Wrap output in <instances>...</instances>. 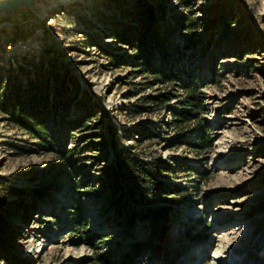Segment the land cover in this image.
I'll list each match as a JSON object with an SVG mask.
<instances>
[{
  "label": "rangeland",
  "instance_id": "1",
  "mask_svg": "<svg viewBox=\"0 0 264 264\" xmlns=\"http://www.w3.org/2000/svg\"><path fill=\"white\" fill-rule=\"evenodd\" d=\"M52 72L67 76L64 104L39 135L0 112V264H98L136 241L140 264H225L218 237L245 224L256 248L237 262L264 264V0H41L1 13L0 96ZM184 83L197 84L199 114ZM199 127L211 147L196 145ZM115 147L149 164L154 184L114 179Z\"/></svg>",
  "mask_w": 264,
  "mask_h": 264
},
{
  "label": "trees",
  "instance_id": "2",
  "mask_svg": "<svg viewBox=\"0 0 264 264\" xmlns=\"http://www.w3.org/2000/svg\"><path fill=\"white\" fill-rule=\"evenodd\" d=\"M21 39H26V36H21ZM156 79H159L160 74H155ZM164 77V76H163ZM170 77V78H169ZM167 79L164 77L162 80L164 83L175 82L174 78L169 76ZM48 82H42V78L37 76L35 79H29L27 85L19 84L14 86L9 92L2 94L0 96V112L5 117V121L8 123L21 127L32 134L39 135V131L43 129L44 122L49 116L46 115V110L57 112V108L64 103L57 94L56 89L59 86V79H62L66 83L67 76H63L60 72L50 73L48 77ZM158 81V80H156ZM80 90V87H78ZM183 89L186 91V101L185 105L188 107L194 115L199 114L204 110V105L202 97L199 95L197 84L194 83H184ZM53 93V94H52ZM63 107V106H62ZM193 116V115H192ZM86 118H78L74 120L76 125L86 124ZM200 128V127H199ZM201 134L197 135L196 141L199 149H205L211 147V137L210 134L206 133L205 127H201ZM116 155V166L113 169L114 179L120 180L122 182L125 179L127 173L135 175L137 179H142L144 183L152 181L155 182L154 177L151 175L149 164H142L140 166L135 165L132 160V155L125 149H118ZM121 153L123 155H121ZM130 167V168H129ZM126 168V169H125ZM141 175V176H139ZM158 183V182H157ZM157 184L154 185L156 187ZM142 216L139 212H135L133 217L138 219ZM162 216V215H161ZM164 217V216H162ZM187 239L197 242L201 241L203 237L200 234L193 231L186 232ZM96 238H89L84 242L85 244L93 247H97L95 244ZM143 244L140 241L133 242L131 244L127 243L124 249L119 253L113 251H106L99 253L97 256L98 264H140V259L142 256Z\"/></svg>",
  "mask_w": 264,
  "mask_h": 264
},
{
  "label": "bare ground",
  "instance_id": "3",
  "mask_svg": "<svg viewBox=\"0 0 264 264\" xmlns=\"http://www.w3.org/2000/svg\"><path fill=\"white\" fill-rule=\"evenodd\" d=\"M249 232V225L245 224V226L243 225L241 227L238 234H233L232 238H225V233L219 236L218 243L214 249V257L222 261L221 263L225 262V264H229L228 261H232L230 264H243V262H237L240 260L239 257H242L241 255L247 252L250 254L252 251L251 248L254 246V237L252 238ZM224 244H226L227 248H223V246H225ZM254 248H256V246H254ZM231 254L233 255V260L229 257Z\"/></svg>",
  "mask_w": 264,
  "mask_h": 264
},
{
  "label": "water",
  "instance_id": "4",
  "mask_svg": "<svg viewBox=\"0 0 264 264\" xmlns=\"http://www.w3.org/2000/svg\"><path fill=\"white\" fill-rule=\"evenodd\" d=\"M41 0H0V14L12 13L23 7H31Z\"/></svg>",
  "mask_w": 264,
  "mask_h": 264
}]
</instances>
